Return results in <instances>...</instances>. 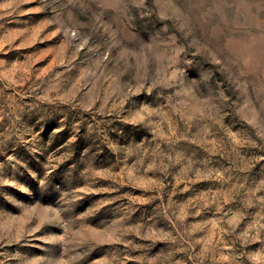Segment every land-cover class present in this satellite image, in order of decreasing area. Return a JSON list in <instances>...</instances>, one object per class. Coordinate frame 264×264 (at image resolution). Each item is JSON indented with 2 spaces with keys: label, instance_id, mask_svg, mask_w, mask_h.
I'll return each mask as SVG.
<instances>
[{
  "label": "rangeland",
  "instance_id": "rangeland-1",
  "mask_svg": "<svg viewBox=\"0 0 264 264\" xmlns=\"http://www.w3.org/2000/svg\"><path fill=\"white\" fill-rule=\"evenodd\" d=\"M0 264H264V0H0Z\"/></svg>",
  "mask_w": 264,
  "mask_h": 264
}]
</instances>
